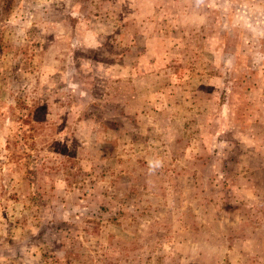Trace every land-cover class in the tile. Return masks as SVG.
Returning <instances> with one entry per match:
<instances>
[{
  "label": "rangeland",
  "instance_id": "obj_1",
  "mask_svg": "<svg viewBox=\"0 0 264 264\" xmlns=\"http://www.w3.org/2000/svg\"><path fill=\"white\" fill-rule=\"evenodd\" d=\"M0 264H264V0H0Z\"/></svg>",
  "mask_w": 264,
  "mask_h": 264
},
{
  "label": "clouds",
  "instance_id": "obj_2",
  "mask_svg": "<svg viewBox=\"0 0 264 264\" xmlns=\"http://www.w3.org/2000/svg\"><path fill=\"white\" fill-rule=\"evenodd\" d=\"M152 165H150V167H151Z\"/></svg>",
  "mask_w": 264,
  "mask_h": 264
}]
</instances>
